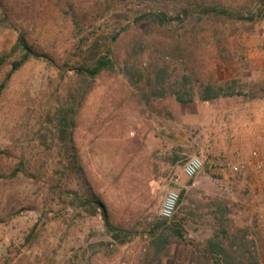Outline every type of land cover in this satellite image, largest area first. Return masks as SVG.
<instances>
[{
	"label": "rangeland",
	"instance_id": "1",
	"mask_svg": "<svg viewBox=\"0 0 264 264\" xmlns=\"http://www.w3.org/2000/svg\"><path fill=\"white\" fill-rule=\"evenodd\" d=\"M262 1L0 0V264H264V155L250 151L263 166L244 169L242 151H213L205 126L183 122L198 117L208 85L224 92L228 83L241 96L224 105L253 102L264 117ZM187 4L243 19L138 21ZM19 38L43 57L6 79ZM93 44L92 53L111 51L113 69L91 78L78 65ZM191 155L203 168L188 179ZM170 189L178 208L162 220ZM93 197L123 243L82 205ZM216 243L230 253L202 256Z\"/></svg>",
	"mask_w": 264,
	"mask_h": 264
},
{
	"label": "trees",
	"instance_id": "2",
	"mask_svg": "<svg viewBox=\"0 0 264 264\" xmlns=\"http://www.w3.org/2000/svg\"><path fill=\"white\" fill-rule=\"evenodd\" d=\"M264 1V0H263ZM262 1V3H264ZM262 8H264V4H262ZM199 11V12H198ZM260 11V9H258ZM261 12L263 10L261 9ZM195 13H199L200 15L210 16V15H227L232 19H243L242 17V11L234 12V10H231V8L224 7L223 5H212V6H201L199 8H195V6L192 5H185L184 8L181 10H178L176 12L175 16H169L164 12H158V13H146L140 17L138 21H148L153 24H156L157 26H165L168 24H172L175 22H184L185 20L189 19L190 17H193L196 15ZM254 13L249 12L247 14V17H244V19H249L250 21H253L254 19ZM6 26V18H0V27ZM96 50V45L93 44L88 47L87 52L91 53V57H89V62L83 61L78 65V71L80 74H84L88 77L94 78L101 74L104 71H109L113 69V60L111 58V51L109 49H104L103 51H99L98 53H92ZM11 52L15 53L18 52L20 54V58L18 60H15L11 64V69L9 74L7 75L6 79H9L11 74L18 71L28 60L34 59L38 60L41 58L42 54L38 52L33 45H30L26 42L24 38H19L15 44L11 48ZM7 54H3L0 58V62H3ZM43 57V56H42ZM6 82V80H5ZM232 84V85H230ZM4 83L0 85V89L3 87ZM235 83H228L225 87L226 89L224 92H222V88L214 87L213 85H208L205 88V91L203 92V95L200 96L201 100H211L214 98H217L220 94L225 96H241V92L234 89ZM233 86V87H231ZM231 87V88H230ZM184 95H188V93H185ZM249 98H253L254 95L247 96ZM176 99L179 103H187L188 100L184 99L182 95H176ZM83 203L82 205L89 207L90 212H88L90 215L96 214V211H100V215L102 216V219L105 222L106 227L108 230L112 233V237L114 240H117L119 243H123L124 239H120L119 232L117 233V230L113 227L109 226L108 218H107V211L105 208V205L97 198L93 197L91 199H84L81 200ZM30 238V236H29ZM230 251H226L223 249L219 243L216 244H207L205 246V250L202 251V256H205L207 259H214V260H222L224 256Z\"/></svg>",
	"mask_w": 264,
	"mask_h": 264
},
{
	"label": "crops",
	"instance_id": "3",
	"mask_svg": "<svg viewBox=\"0 0 264 264\" xmlns=\"http://www.w3.org/2000/svg\"><path fill=\"white\" fill-rule=\"evenodd\" d=\"M226 99L225 95L220 94L211 100H198L195 102L198 117L196 118V114H188L184 116L183 122L191 123L192 126H205V133L210 135L204 141L210 144L213 151H223L225 154L235 149L242 151L239 162L244 165V169L251 171L253 167L247 164L250 151L258 150L264 155V117L261 106L244 102L231 107L223 104L222 101ZM219 134L221 141L217 137ZM260 172L264 175V169Z\"/></svg>",
	"mask_w": 264,
	"mask_h": 264
},
{
	"label": "built area",
	"instance_id": "4",
	"mask_svg": "<svg viewBox=\"0 0 264 264\" xmlns=\"http://www.w3.org/2000/svg\"><path fill=\"white\" fill-rule=\"evenodd\" d=\"M252 158L254 160H251V158H249L247 164L252 166L255 169H258V170L261 169L263 166V162L259 160L255 152L252 154ZM202 168H203L202 158L198 155H191L185 159L182 165V174L186 178L191 179L195 177ZM235 169L236 168L234 167V170ZM179 200H180L179 193L175 189H170L166 191L162 199L161 206L158 211L159 217L162 220L172 219V217L174 216L178 208Z\"/></svg>",
	"mask_w": 264,
	"mask_h": 264
}]
</instances>
